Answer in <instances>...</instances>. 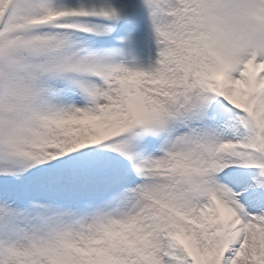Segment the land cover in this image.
<instances>
[{"label": "snow or ice", "instance_id": "1", "mask_svg": "<svg viewBox=\"0 0 264 264\" xmlns=\"http://www.w3.org/2000/svg\"><path fill=\"white\" fill-rule=\"evenodd\" d=\"M141 3L0 0V264H264V40Z\"/></svg>", "mask_w": 264, "mask_h": 264}, {"label": "clouds", "instance_id": "2", "mask_svg": "<svg viewBox=\"0 0 264 264\" xmlns=\"http://www.w3.org/2000/svg\"><path fill=\"white\" fill-rule=\"evenodd\" d=\"M240 4L241 0H203L208 15L217 18L226 45L239 44L248 35L264 40V21L240 11Z\"/></svg>", "mask_w": 264, "mask_h": 264}, {"label": "rangeland", "instance_id": "3", "mask_svg": "<svg viewBox=\"0 0 264 264\" xmlns=\"http://www.w3.org/2000/svg\"><path fill=\"white\" fill-rule=\"evenodd\" d=\"M131 1H137L140 4H142L141 0H120V2L122 4H126V3L131 2ZM147 17H148V14H147ZM147 33H149L151 35V28H150V24H149V19L148 18L146 19V21H144V24L142 25V27L139 30H137L138 40L144 38V36ZM137 54L142 60L145 58V55H147L148 57L151 56L149 53H146L143 50H137Z\"/></svg>", "mask_w": 264, "mask_h": 264}, {"label": "bare ground", "instance_id": "4", "mask_svg": "<svg viewBox=\"0 0 264 264\" xmlns=\"http://www.w3.org/2000/svg\"><path fill=\"white\" fill-rule=\"evenodd\" d=\"M138 50H143L144 52L149 53L150 55H154L155 44L153 42L152 35L147 33L144 38L139 40ZM148 58L149 57L145 55V58L143 60L147 61Z\"/></svg>", "mask_w": 264, "mask_h": 264}]
</instances>
